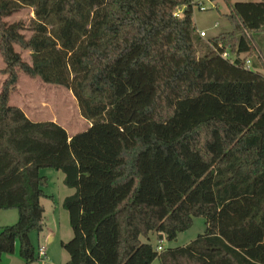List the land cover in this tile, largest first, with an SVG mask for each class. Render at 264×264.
Listing matches in <instances>:
<instances>
[{"label": "trees", "instance_id": "trees-1", "mask_svg": "<svg viewBox=\"0 0 264 264\" xmlns=\"http://www.w3.org/2000/svg\"><path fill=\"white\" fill-rule=\"evenodd\" d=\"M223 1L231 29L204 38L196 0H0V210L18 213L0 259L16 242L22 264L40 258L50 167L74 190L66 264H264V0ZM19 72L68 89L87 127L26 117L9 99ZM195 216L187 245L141 240Z\"/></svg>", "mask_w": 264, "mask_h": 264}, {"label": "rangeland", "instance_id": "rangeland-1", "mask_svg": "<svg viewBox=\"0 0 264 264\" xmlns=\"http://www.w3.org/2000/svg\"><path fill=\"white\" fill-rule=\"evenodd\" d=\"M199 1L203 3L206 10L200 11L198 5H195L192 21L197 30L205 31L204 38L225 33L231 29V25L225 17L228 6L223 0ZM230 1L257 2L261 0ZM32 16L31 9L25 8V10L8 17L6 21L22 20L25 22ZM16 50L20 53L22 60L25 62L29 60V51L21 50L19 47H16ZM3 67L4 63L0 59V90L6 77L1 72ZM17 81V85L9 96L10 104L19 107L26 117L34 121L52 120L63 127L69 136L87 127L88 121L80 115L78 104L68 89L44 84L41 80L26 77L21 72L17 75ZM39 172L47 178V186L44 188L45 194L52 196L53 199L50 197L41 199L43 208H45L43 214L44 229L40 233L35 231L30 233V240L34 245L35 253L39 255V248L44 246L47 258H39L31 264H66L68 255L60 242H67L73 236V231L69 224L68 212L62 208V201L74 190L64 186V176L61 171L47 167L40 169ZM17 218L16 209L0 210V229L2 226L12 225ZM192 223L189 229L178 232L176 238L172 241L163 238L160 242H157L153 233H150L147 238L141 237V240L150 242L154 246L160 243L164 249L184 246L191 243L197 235L205 231L206 225L202 217L195 216ZM49 238L52 240H49ZM15 248L13 254H5L1 257L0 264H22L16 244ZM152 264H159V261L155 260Z\"/></svg>", "mask_w": 264, "mask_h": 264}, {"label": "built area", "instance_id": "built-area-1", "mask_svg": "<svg viewBox=\"0 0 264 264\" xmlns=\"http://www.w3.org/2000/svg\"><path fill=\"white\" fill-rule=\"evenodd\" d=\"M197 4H198V8L200 11H205L206 8L204 7L203 3L199 0H196ZM182 10H183V7H179V8H176L175 11L173 12V15L177 16V17H181L182 16ZM199 36L201 37H204L206 35L205 31L203 30H197ZM222 57H225V58H229V57H232L234 58V54L226 51V52H223L222 53ZM246 65L249 66L250 65V60L247 59L246 60ZM162 246H159L158 250L161 249ZM39 257L42 258V259H45L46 258V248L44 246L40 247L39 248Z\"/></svg>", "mask_w": 264, "mask_h": 264}, {"label": "crops", "instance_id": "crops-1", "mask_svg": "<svg viewBox=\"0 0 264 264\" xmlns=\"http://www.w3.org/2000/svg\"><path fill=\"white\" fill-rule=\"evenodd\" d=\"M196 28V27H195ZM197 30V29H196ZM72 194V193H71ZM51 199H53V197L51 198ZM45 209V208H44ZM49 240H52L51 238H49ZM16 245H17V242L15 243ZM15 250H16V248H15ZM46 258H47V256H46ZM21 259V258H20ZM22 261V260H21Z\"/></svg>", "mask_w": 264, "mask_h": 264}]
</instances>
